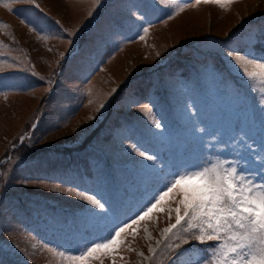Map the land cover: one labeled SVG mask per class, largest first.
<instances>
[{
  "label": "rangeland",
  "instance_id": "1",
  "mask_svg": "<svg viewBox=\"0 0 264 264\" xmlns=\"http://www.w3.org/2000/svg\"><path fill=\"white\" fill-rule=\"evenodd\" d=\"M5 4H11V10ZM157 6L161 11L145 20L139 0H0V77H8L5 83L12 85L0 86V247L15 250L16 264H73L69 255L78 256L92 243L108 237V232L101 230L87 244L58 245L53 233L44 227L45 216L69 217L84 207H93L85 197L95 191V167H114L120 126L137 117L151 125L152 114L142 111L150 107L149 99H182L177 91L180 83L194 80L205 67L222 73L227 85L256 109L257 129L245 139L249 144L254 140L253 148L259 150L258 115L264 107L260 103L264 85L244 76L243 68L235 61L230 63L226 50L240 49L236 54L245 55L247 30L264 24V0H201L199 4L196 0H157ZM261 54L258 49L256 56ZM197 111L210 126L209 134L197 133L203 137L204 159L233 160L227 146L232 136L230 123L235 118L243 122L245 114L235 111L232 97L223 90L198 89ZM195 112L192 109L190 115L195 117ZM217 131L221 143L214 136ZM171 132L179 153L184 142L178 117L173 118ZM26 147L34 152L44 147L50 152L32 158L16 155ZM81 147L84 150L76 152L77 159L51 160L68 157L54 149ZM124 147L131 151L134 146L124 141ZM132 156L142 159L134 151ZM163 156L167 159L168 153ZM206 166L211 167V163ZM77 175L83 179L73 181ZM251 178L262 183L258 176ZM21 179L29 182L20 183ZM69 183L74 184L71 193L52 190L67 188ZM178 191L174 189L161 202L165 210L176 206L173 201L179 199ZM151 192L152 187L122 188L114 193L113 202L119 207L121 201H129L135 210ZM131 215L129 212L121 219ZM174 222V212L154 209L121 234L117 251L101 249L87 264H148L149 244L155 246L163 229ZM176 242L169 243L174 247ZM182 246L189 247L194 257L207 255L212 259L211 250L202 251L205 246L194 240ZM166 256L167 251L156 257L154 264H164Z\"/></svg>",
  "mask_w": 264,
  "mask_h": 264
},
{
  "label": "snow or ice",
  "instance_id": "2",
  "mask_svg": "<svg viewBox=\"0 0 264 264\" xmlns=\"http://www.w3.org/2000/svg\"><path fill=\"white\" fill-rule=\"evenodd\" d=\"M203 2L220 3V0ZM199 3L201 0H196V4ZM139 5L145 20L161 11L157 0H139ZM4 6L11 10V4ZM34 24L40 23L34 21ZM243 27L244 24H241ZM143 30L148 31L147 28ZM72 43L69 41L70 45ZM258 49L262 53L259 57L256 56ZM239 50H226L230 63L235 61L243 68L244 76L249 80L258 79L264 85V24L249 27L242 50L245 55L236 54ZM8 79L0 77V86H12L5 83ZM198 89L223 90L232 97L235 111L245 114L243 122L235 118L230 123L232 136L227 146L234 156L231 161L217 159L210 162L204 159L203 137L197 133L209 134L210 126L203 123L197 111ZM177 91L182 99L176 96H173L172 101L162 96L149 99L150 107L142 111L152 114L151 125L137 117L126 119L120 126L117 132L120 148L116 152L114 167H95L92 181L95 191L85 197L93 207H84L69 217L56 214L45 216L44 227L53 233L58 245L72 247L87 244L101 230L108 232V237L102 242L92 243L78 256L69 255L68 259L73 264H87L88 259L101 249L117 251L116 245L121 243V234L139 224L154 209L168 211L169 214L174 212L175 222L163 229L155 246L149 244V256L146 258L148 264H154L155 258L162 256L165 251L167 256L164 264H264V107L260 108L258 115L261 142L257 151L253 148L255 141L249 144L245 139L257 129L256 109L248 104L239 91L227 85L222 73L215 68L205 67L194 80L181 82ZM260 103L264 105V99ZM192 109H196L195 117L190 115ZM174 117L180 120V135L184 142V150L179 153L174 148L171 132ZM35 127L39 128V122ZM214 136L218 138L217 143H221L220 132L217 131ZM124 141L134 146L131 151L124 147ZM133 151L142 159H134ZM165 152L168 153L167 159L163 156ZM208 163H211V167L206 166ZM158 164H163V167H158ZM244 173L250 175L245 176ZM252 175L258 176L262 183L256 184ZM169 177L172 179L169 180ZM82 179L78 175L72 177L73 181ZM19 182L27 184L29 181L21 179ZM40 186L47 187L45 184ZM73 186V183H69L67 188L55 187L52 190L71 193ZM129 187L137 190L152 187V192L147 200L135 206V210H132L134 206L129 201H121L119 207H116L113 202L114 193ZM3 188H7V182ZM174 189L179 190V199L173 201L176 205L174 208L165 210L161 202ZM129 212L132 215L122 220L121 216ZM174 240L177 242L173 247L169 242ZM193 240L205 246L202 251L211 250V260L207 255L194 257L189 247L182 246L191 245ZM60 255L64 256L65 252H60ZM139 255L143 256L142 253ZM15 257L16 252L11 246L0 247V264H16Z\"/></svg>",
  "mask_w": 264,
  "mask_h": 264
},
{
  "label": "trees",
  "instance_id": "3",
  "mask_svg": "<svg viewBox=\"0 0 264 264\" xmlns=\"http://www.w3.org/2000/svg\"><path fill=\"white\" fill-rule=\"evenodd\" d=\"M84 150V147L77 148V149H54L55 153L58 154H68V157L62 158V159H51L55 163L61 162V161H66V160H72V159H77L80 157L76 152L80 151L82 152ZM50 152L49 150L47 151L46 148L42 147L40 148L37 152H34V150L30 149L29 147L22 148L19 151H17L15 154L20 156V157H29L32 158V156H35L36 154H48Z\"/></svg>",
  "mask_w": 264,
  "mask_h": 264
}]
</instances>
